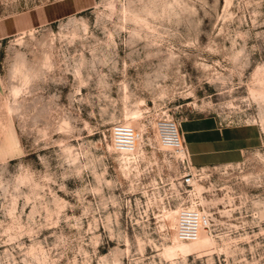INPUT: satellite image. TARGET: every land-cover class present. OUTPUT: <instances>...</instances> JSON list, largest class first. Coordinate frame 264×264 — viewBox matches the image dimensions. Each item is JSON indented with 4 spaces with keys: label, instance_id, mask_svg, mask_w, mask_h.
I'll use <instances>...</instances> for the list:
<instances>
[{
    "label": "rangeland",
    "instance_id": "374dc122",
    "mask_svg": "<svg viewBox=\"0 0 264 264\" xmlns=\"http://www.w3.org/2000/svg\"><path fill=\"white\" fill-rule=\"evenodd\" d=\"M199 115L262 137L189 186L157 128ZM0 264H264V0H0Z\"/></svg>",
    "mask_w": 264,
    "mask_h": 264
},
{
    "label": "crops",
    "instance_id": "0c3cea01",
    "mask_svg": "<svg viewBox=\"0 0 264 264\" xmlns=\"http://www.w3.org/2000/svg\"><path fill=\"white\" fill-rule=\"evenodd\" d=\"M30 26L23 24L20 28ZM190 159L194 165L230 164L242 161L260 145L259 125L244 123L226 126L215 115H199L180 122Z\"/></svg>",
    "mask_w": 264,
    "mask_h": 264
},
{
    "label": "built area",
    "instance_id": "2783aa9c",
    "mask_svg": "<svg viewBox=\"0 0 264 264\" xmlns=\"http://www.w3.org/2000/svg\"><path fill=\"white\" fill-rule=\"evenodd\" d=\"M180 122L164 119L158 123V137L161 146L169 150L183 168V182L192 185L203 166L194 165L186 147ZM111 142L115 151L120 154H133L136 151L138 131L127 123H115L111 127ZM211 224L210 213L194 204H183L176 214V235L180 241L191 242L198 239L202 230Z\"/></svg>",
    "mask_w": 264,
    "mask_h": 264
},
{
    "label": "bare ground",
    "instance_id": "6f19581e",
    "mask_svg": "<svg viewBox=\"0 0 264 264\" xmlns=\"http://www.w3.org/2000/svg\"><path fill=\"white\" fill-rule=\"evenodd\" d=\"M139 139H140V132H138V139H137V142H136V150H137V144L139 143Z\"/></svg>",
    "mask_w": 264,
    "mask_h": 264
}]
</instances>
